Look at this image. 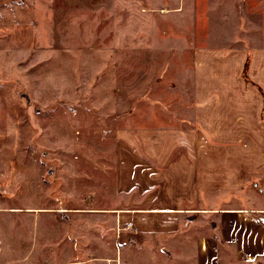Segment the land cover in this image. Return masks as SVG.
Returning a JSON list of instances; mask_svg holds the SVG:
<instances>
[{
    "label": "rangeland",
    "instance_id": "rangeland-1",
    "mask_svg": "<svg viewBox=\"0 0 264 264\" xmlns=\"http://www.w3.org/2000/svg\"><path fill=\"white\" fill-rule=\"evenodd\" d=\"M20 16L0 25V264H195L193 221L136 232L115 212L131 206L116 131L178 124L163 101L190 94L212 48L242 65L264 0H27Z\"/></svg>",
    "mask_w": 264,
    "mask_h": 264
},
{
    "label": "crops",
    "instance_id": "crops-1",
    "mask_svg": "<svg viewBox=\"0 0 264 264\" xmlns=\"http://www.w3.org/2000/svg\"><path fill=\"white\" fill-rule=\"evenodd\" d=\"M18 1L0 0V25L21 19ZM235 51L212 48L205 69L194 60L190 94L161 106L178 124L116 131L117 188L131 206L115 212H129L136 232L179 233L193 221L195 264H264V42L239 53L242 65Z\"/></svg>",
    "mask_w": 264,
    "mask_h": 264
},
{
    "label": "bare ground",
    "instance_id": "bare-ground-1",
    "mask_svg": "<svg viewBox=\"0 0 264 264\" xmlns=\"http://www.w3.org/2000/svg\"><path fill=\"white\" fill-rule=\"evenodd\" d=\"M163 10H167L166 8H164Z\"/></svg>",
    "mask_w": 264,
    "mask_h": 264
}]
</instances>
